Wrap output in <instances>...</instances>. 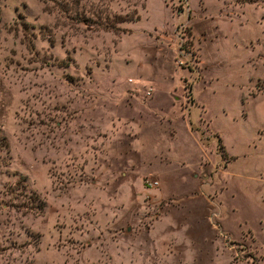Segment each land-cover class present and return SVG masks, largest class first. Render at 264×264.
Returning <instances> with one entry per match:
<instances>
[{
	"label": "rangeland",
	"instance_id": "obj_1",
	"mask_svg": "<svg viewBox=\"0 0 264 264\" xmlns=\"http://www.w3.org/2000/svg\"><path fill=\"white\" fill-rule=\"evenodd\" d=\"M0 136V264H264V0H0Z\"/></svg>",
	"mask_w": 264,
	"mask_h": 264
},
{
	"label": "crops",
	"instance_id": "obj_2",
	"mask_svg": "<svg viewBox=\"0 0 264 264\" xmlns=\"http://www.w3.org/2000/svg\"><path fill=\"white\" fill-rule=\"evenodd\" d=\"M138 131L139 132L137 133V135H131L133 137L131 142L133 148L138 152L139 155L140 151L138 149L140 148L138 144L133 142V140L141 142L145 141L149 145L155 147L151 155L153 161L156 160V164H153L155 165V167L153 168L152 175L158 178V180H156L160 183V189L155 190L154 192L153 189L148 188L150 194H153L151 192L153 191L154 193L163 196L179 197V194H185L186 192H188V190L194 191V193L192 194H203V188L207 186V183H204L203 180L200 182V179H203V177L201 176V178L199 179L196 177L194 171L188 174L185 170L189 166L192 167L193 165H196L198 163L197 159L200 152V144L197 139L193 138V135L190 130H183V134L182 132L180 134L181 137H179L178 133L176 134V138L168 139L167 145H169L170 148L166 149V153L171 154V152H177L173 154L176 156L175 158L167 154H164L163 156L154 154L156 152L161 153L159 151L160 145H164L167 142L165 139H162L158 133L156 134L155 138H152L148 135L145 130ZM145 136H148L147 140L146 138H144ZM141 157L145 159V157ZM139 159L140 158H138V160ZM146 162L148 161L146 160ZM179 177L182 178L179 179ZM194 199L198 202L200 207H203L202 205L204 204V202L198 195H194ZM164 217L168 219L170 225L175 223L176 221V219H173V216L170 213L164 215ZM203 223L205 224V222ZM169 227L170 226H168L167 228Z\"/></svg>",
	"mask_w": 264,
	"mask_h": 264
},
{
	"label": "trees",
	"instance_id": "obj_3",
	"mask_svg": "<svg viewBox=\"0 0 264 264\" xmlns=\"http://www.w3.org/2000/svg\"><path fill=\"white\" fill-rule=\"evenodd\" d=\"M72 3V1L69 2V4ZM66 7V9L70 10V8H67L66 5H64ZM137 16L135 17H131V20L136 19ZM109 28H112V25H108ZM0 147H3L4 149H6V142L3 136H0ZM36 197V196H35ZM43 203L41 201L38 202V206L36 207L39 211L42 209Z\"/></svg>",
	"mask_w": 264,
	"mask_h": 264
},
{
	"label": "built area",
	"instance_id": "obj_4",
	"mask_svg": "<svg viewBox=\"0 0 264 264\" xmlns=\"http://www.w3.org/2000/svg\"><path fill=\"white\" fill-rule=\"evenodd\" d=\"M156 182L155 181H151L150 184H155Z\"/></svg>",
	"mask_w": 264,
	"mask_h": 264
}]
</instances>
